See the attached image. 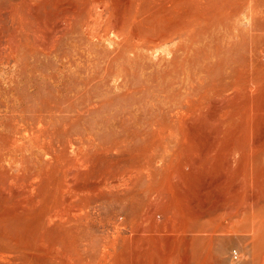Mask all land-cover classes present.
Wrapping results in <instances>:
<instances>
[{
    "label": "rangeland",
    "instance_id": "1",
    "mask_svg": "<svg viewBox=\"0 0 264 264\" xmlns=\"http://www.w3.org/2000/svg\"><path fill=\"white\" fill-rule=\"evenodd\" d=\"M263 109L264 0H0V264H264Z\"/></svg>",
    "mask_w": 264,
    "mask_h": 264
},
{
    "label": "bare ground",
    "instance_id": "2",
    "mask_svg": "<svg viewBox=\"0 0 264 264\" xmlns=\"http://www.w3.org/2000/svg\"><path fill=\"white\" fill-rule=\"evenodd\" d=\"M144 1H145V0H144ZM163 1L165 2V0H163ZM186 1H187V0H186ZM191 1H192V0H191ZM194 1H195V0H194ZM23 2H24V1H23ZM128 2H129V0H128ZM130 2H131V1H130ZM175 2H176V0H175ZM190 3H191V2H190ZM193 3H194V2H193ZM26 4H27V3H26ZM136 4H137V3H136ZM136 4H135V5H136ZM146 4H148V3H146ZM126 5H127V4H125V6H126ZM135 5H134V6H135ZM137 5H138V4H137ZM182 5H183V4H182ZM149 6H150V5H149ZM158 6H159V5H158ZM158 6H156V7L158 8ZM172 6H173V5H172ZM130 7H131V6H130ZM130 7H129V9H130ZM135 7H136V6H135ZM140 7H141V6H140ZM152 7H153V6H152ZM162 7H163V6H162ZM127 9H128V8H127ZM136 9H137V8H136ZM141 9H142V8H141ZM132 10H133V9H132ZM146 10H147V9H146ZM154 10H156V9L154 8ZM171 10H172V9H171ZM130 11H131V10H130ZM159 11H160V10H159ZM162 12H163V11H162ZM152 13H153V12H152ZM169 13H170V11H169ZM128 14H129V13H128ZM130 14H131V13H130ZM130 14H129V15H130ZM172 14H173V13H172ZM134 15H135V14H134ZM132 16H133V15H132ZM35 20H37V19H35ZM12 39H14V38H12ZM9 40H11V39H9ZM12 42H14V41L12 40ZM257 53H258V52H257ZM259 59H260V58H259ZM176 70H177V69H176ZM178 70H179V69H178ZM172 72H174V70H173ZM175 72H176V71H175ZM177 73H178V72H177ZM231 73H232V72H231ZM241 73H242V72H241ZM232 74H233V73H232ZM171 75H172V74H171ZM171 75H170V76H171ZM220 75H222V74H220ZM172 76H173V75H172ZM233 76L235 77V75H233ZM173 77H175V76H173ZM223 77H224V76H223ZM236 77H237V76H236ZM236 77H235V78H236ZM257 77H258V76H257ZM176 78H177V77H176ZM257 79L259 80V77H258ZM170 80H171V78H170ZM221 80H222V79H221ZM171 81H172V80H171ZM169 82H170V81H169ZM171 83H172V82H171ZM173 83H175V82H173ZM226 84H227V83H226ZM223 85H224V84H223ZM254 85H255V83H254ZM231 86H232V85H231ZM229 87H230V86H229ZM251 87H252V86H251ZM172 88H173V87H172ZM196 88H197V87H196ZM196 88H195V89H196ZM243 88H244V87H243ZM248 88H249V87H248ZM255 88H256V87H255ZM174 89H175V88H174ZM200 89H201V88H200ZM203 89H204V88H203ZM245 89H247V88H245ZM245 89H243V90H245ZM253 89H254V87H253ZM256 89H257V88H256ZM256 89H254V90H256ZM260 89H261V88H260ZM262 90H263V89H262ZM7 91H8V90H7ZM185 91H186V90H184V92H185ZM258 91H259V90H258ZM10 92H11V91H10ZM247 92H249V91H247ZM173 93H174V92H173ZM180 93H181V92H180ZM177 94H178V93H177ZM9 95H10V94H9ZM11 95H13V94H11ZM11 95H10V96H11ZM173 95H175V93H174ZM184 95H185V94H184ZM186 95H187V94H186ZM190 95H191V94H190ZM188 96H189V93H188ZM192 96H193V95H192ZM194 96H195V95H194ZM194 96H193V97H194ZM3 97H4V96H3ZM13 97H14V96H13ZM13 97H12V98H13ZM182 97H184V96H182ZM189 97H190V96H189ZM6 98H7V97H6ZM9 98H10V97H9ZM9 98H8V99H9ZM172 98H173V97H172ZM8 99H6V100H8ZM13 100H14V99H13ZM188 100H189V99H188ZM255 100H257V99L255 98ZM15 101H16L15 104L17 105L18 102H17L16 98H15ZM15 101H13V102H15ZM166 101H167V100H166ZM168 101H169V99H168ZM175 101H176V100H175ZM175 101H174V102H175ZM253 102H254V101H253ZM253 102H250V104L248 105V107H245L246 110L250 113V115H256V114H257V113H256V110L258 109V108H257L258 105H257V102H256V103H253ZM9 103H10V102H9ZM180 103H181V102H180ZM248 103H249V102H248ZM3 104H4V103H3ZM6 104H7V102L5 103V105H6ZM19 104H20V103H19ZM171 104H172V103H171ZM1 105H2V104H1ZM11 105H12V104H11ZM172 105H173V104H172ZM174 105H175V104H174ZM55 106H57V105H55ZM260 106H261V105H260ZM5 107H6V106H5ZM9 107H10V106H9ZM58 107H59V106H58ZM162 107H163V106H162ZM169 107H170V106H169ZM169 107H168V108H169ZM232 109H233V108H232ZM239 109H240V108H239ZM261 109H262V108H261ZM30 110H31V109H30ZM156 110H157V109H156ZM230 110H231V108H230ZM230 110H229V111H230ZM263 110H264V109H263ZM14 111H15V110H14ZM157 111H158V110H157ZM173 111H174V110H173ZM187 111H188V110H187ZM226 111H227V110H226ZM226 111H225V113H228V112H229V111H228V112H226ZM233 111H234V110H233ZM6 112H7V111H6ZM8 112H9V111H8ZM158 112H159V111H158ZM169 112H170V110H169ZM182 112H183V111H182ZM230 112H231V114H232V111H230ZM230 112H229V114H230ZM242 112L244 113V111H242ZM261 112H262V111H261ZM179 113H180V112H179ZM235 113H237V112L235 111ZM13 114H14V113H13ZM15 114H16V113H15ZM174 114H175V113H174ZM43 115H44V114H43ZM185 115H186V114H185ZM187 115H188V113H187ZM232 115H235V114H232ZM232 115H230V116H232ZM242 115H243V114H242ZM19 116H20V115H19ZM228 116H229V115H228ZM20 117H21V116H20ZM183 117H185V116H183ZM186 117H187V116H186ZM254 117H255V116H254ZM181 118H182V117H181ZM231 118H232V117H231ZM238 118H239V117H238ZM262 118H264V112H263V114H262ZM178 119H179V118H178ZM187 119H188V118H187ZM234 119H236V118L234 117ZM225 120H226V118H225ZM243 120H244V119H243ZM243 120H242V121H243ZM257 120H259V118H257ZM261 120H262V119H261ZM228 121H229V120H228ZM263 121H264V119H263ZM263 121H262V124L264 123ZM177 122H178V121H177ZM226 122H227V121H226ZM229 122H230V121H229ZM25 123H26V121H25ZM29 123H30V122H29ZM231 123H232V122H231ZM255 123H256V122H255ZM260 124H261V123H260ZM183 125H184V123H183ZM228 125H229V123H228ZM263 125H264V124H263ZM176 126H177V125H176ZM186 126H187V125H186ZM164 127H165V126H164ZM260 127H261V126H260ZM172 128H173V127H172ZM170 129H171V128H170ZM157 130H158V129H157ZM180 130H181V128H180ZM158 131H159V130H158ZM256 131H257V130H256ZM259 132H260V137L256 135L254 141H255L256 143H262V145H263V144H264V128H263L261 131H259ZM157 133H158V132H157ZM173 133H174V132H173ZM160 134H161V133H160ZM175 134H176V133H175ZM251 134H252V133H250V135H251ZM160 136H161V135H160ZM169 136H170V135H169ZM177 136H178V135H177ZM175 137H176V136H175ZM175 137H174V138H175ZM178 137H179V136H178ZM166 138H167V136H166ZM169 138H170V137H169ZM257 138H259V139H257ZM170 139H171V138H170ZM181 139H182V138H181ZM181 139H180V141H181ZM182 140H183V139H182ZM185 140H189V139H185ZM170 141H172V140H170ZM174 142L179 143V144L181 143V142H179V140H177V138H176V140L174 139ZM186 142H187V141H186ZM251 142H252V141H251ZM172 143H173V142H172ZM182 143H183V142H182ZM182 143H181V144H182ZM184 143H185V142H184ZM173 144H174V143H173ZM250 144H251V143H250ZM252 144H253V143H252ZM254 144H255V143H254ZM174 145H175V144H174ZM174 145H173V146H174ZM177 145H178V144H177ZM184 145H185V144H184ZM230 145H231V144H230ZM256 145H257V144H256ZM19 146H20V145H19ZM175 146H176V145H175ZM181 146H182V145H181ZM41 147H42V146H41ZM165 147H166V146H165ZM232 147H233V146H232ZM245 147H246V146H245ZM245 147H243V148H245ZM249 147H250V146H249ZM251 147H252V146H251ZM253 147H254V146H253ZM255 147H256V146H255ZM255 147H254V148H255ZM262 147L264 148V146H262ZM258 148H259V147H258ZM20 149H21V148H20ZM166 149H167V148H166ZM166 149H165V150H166ZM175 149H177V148H175ZM232 149H233V148H232ZM255 149H256V148H255ZM239 150H241V149H239ZM171 151H172V150H171ZM241 151H242V150H241ZM167 152H168V151H167ZM261 152H263V151H261ZM235 153H236V152H235ZM247 154H248V153H247ZM247 154H246V155H247ZM261 154H262V153H261ZM233 155H235V157H236V154H233ZM231 156H232V155H231ZM238 158H239V156H238ZM240 158H241V157H240ZM232 160H233V158H232ZM239 160H240V159H239ZM247 160H248V159H247ZM247 160H246V161H247ZM262 162H263V160H262ZM250 163H251V162H250ZM258 163H259V162H258ZM246 167H247V166H246ZM248 167H249V166H248ZM244 168H245V167H244ZM250 168H251V167H250ZM250 168H249V169H250ZM254 168H255V167H254ZM243 170H245V169H243ZM255 170H256V169H255ZM257 170H258V169H257ZM257 170H256V174H257V172H259V171H257ZM251 171H252V170H251ZM250 173H251V172H250ZM262 173H264V172H262ZM253 177H254V175H253ZM256 180H257V179H256ZM256 180H255V181H256ZM253 181H254V180H253ZM257 183H258V182H257ZM251 191H252V190H251ZM248 194H250V193H248ZM251 194H252V193H251ZM251 196H252V195H251ZM253 197H254V196H253ZM248 198H249V197H248ZM250 199H251V197H250ZM256 199H257V198H256ZM247 200H249V199H247ZM252 200H253V199H252ZM252 200H251V201H252ZM257 200H258V199H257ZM257 200H256L255 202H257ZM261 200H263V199H261ZM251 201H250V202H251ZM253 201H254V200H253ZM259 201H260V200H259ZM250 202H248V203H250ZM255 202H254V203H255ZM252 203H253V202H252ZM252 203H251L250 205H252ZM255 205L257 206L258 204H255ZM252 206H254V205H252ZM252 206H251V207H252ZM249 207H250V206H249ZM251 207L249 208L250 210H251ZM246 208H247V207H246ZM254 209H255V207L253 208V211H254ZM257 209H258V208H257ZM240 210H242V208H241ZM243 211H245V210H243ZM246 211H248V208H247ZM253 211L251 210V214H250L251 217H254V215H253ZM239 212H241V211H239ZM263 212H264V211H263ZM240 214H241V213H240ZM254 214H255V213H254ZM245 216H246V215H245ZM255 216H256V215H255ZM246 217H247V216H246ZM256 217H257V216H256ZM237 218H238V217H237ZM257 218H258V217H257ZM249 219H250V218H249ZM249 219H248V220H249ZM255 220H258V221H259V219H255ZM255 220H254V221H255ZM263 220H264V219H263ZM255 222H256V221H255ZM260 222H261V224H262V221H260ZM248 224L251 225V223H248ZM257 224H258V223H257ZM250 225H249V226H250ZM253 226H254V225H253ZM257 226H258V225H257ZM250 227H251V226H250ZM252 228L254 229V227H252ZM256 229H257V228H256Z\"/></svg>",
    "mask_w": 264,
    "mask_h": 264
}]
</instances>
